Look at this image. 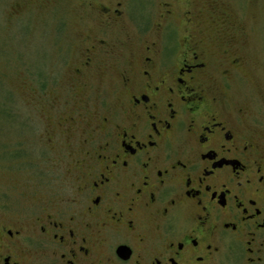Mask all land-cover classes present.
Here are the masks:
<instances>
[{
  "label": "flooded vegetation",
  "instance_id": "1",
  "mask_svg": "<svg viewBox=\"0 0 264 264\" xmlns=\"http://www.w3.org/2000/svg\"><path fill=\"white\" fill-rule=\"evenodd\" d=\"M121 7L88 9L111 27ZM196 20L185 11L180 38L174 28L125 56L97 39L72 71L64 59L69 95L52 109L67 110L45 133L74 184L57 198L37 191L26 212L0 211V264H264V133L223 101ZM218 20L228 34L229 17ZM100 70L114 102L91 95L88 76Z\"/></svg>",
  "mask_w": 264,
  "mask_h": 264
},
{
  "label": "rangeland",
  "instance_id": "2",
  "mask_svg": "<svg viewBox=\"0 0 264 264\" xmlns=\"http://www.w3.org/2000/svg\"><path fill=\"white\" fill-rule=\"evenodd\" d=\"M91 2L95 7L101 0H0V211L6 209L10 216L26 212L38 197L43 199L40 192L57 198L60 186L68 189L74 184L66 177L69 162L59 154L60 148L48 143L45 129L67 110L60 105L52 109L69 95L68 76H62L67 69L64 59L72 71L80 52L97 39L109 41L116 56H125L135 43L137 52L174 28L180 38V16L191 10L216 59L214 81L225 92L223 101L242 109L245 121L264 133V0H122V14L111 27L97 12L91 14ZM164 4L172 6V13L162 18ZM222 13L229 17L228 34L218 20ZM231 55L242 57L241 66H227ZM102 56L107 58L103 63L111 58ZM40 72L51 78L41 80ZM100 72L88 76L91 95L98 90L114 102L113 85ZM43 82L56 92L41 93ZM61 138L57 133L55 141Z\"/></svg>",
  "mask_w": 264,
  "mask_h": 264
}]
</instances>
